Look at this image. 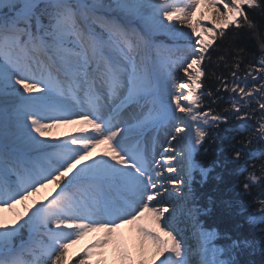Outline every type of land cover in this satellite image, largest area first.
<instances>
[{"label":"snow or ice","instance_id":"snow-or-ice-1","mask_svg":"<svg viewBox=\"0 0 264 264\" xmlns=\"http://www.w3.org/2000/svg\"><path fill=\"white\" fill-rule=\"evenodd\" d=\"M250 13L264 19V0H0V121L7 117L13 126L11 146L0 133V264H73L69 250L89 236L95 238L76 253L74 264H91L109 249L117 254L114 264H240L237 257L254 242L236 238L217 246V231L203 228L199 210L187 205L192 173L199 168L207 175L194 154L210 129L229 121L205 106L213 96L204 90L210 49L217 66L232 61L231 88L211 73L217 91L238 96L224 111L245 123L231 131L251 127L264 142V25ZM205 14L214 27L201 24ZM241 30L260 53L243 76L246 49L236 44ZM159 35L174 43H157ZM190 36L196 39L189 45L175 43ZM226 38L230 43L217 44ZM249 80L258 86L248 87ZM253 102L258 119L256 108L242 111ZM61 125H80L81 134L58 143L45 139ZM168 126L174 134L163 151H178L179 171L176 156L155 159V135L148 147L149 134ZM240 143L248 148L253 141ZM101 146L100 158H93ZM242 155L237 149L233 159ZM258 159L264 148L249 151V161ZM251 169L246 162L240 171L247 173L243 190H259L246 219L264 236V164ZM177 193L186 212L172 203ZM4 212L13 213L11 222ZM181 214L190 222L193 244L178 226ZM125 226L134 236L123 235Z\"/></svg>","mask_w":264,"mask_h":264},{"label":"trees","instance_id":"trees-1","mask_svg":"<svg viewBox=\"0 0 264 264\" xmlns=\"http://www.w3.org/2000/svg\"><path fill=\"white\" fill-rule=\"evenodd\" d=\"M250 15L264 25V19L259 14L250 13ZM233 31L235 30L229 29V32ZM241 32L244 33V30H241ZM227 43H230V38L217 41V44L222 47ZM236 44L246 49L244 63L241 65L240 71V75L243 76L246 71V65L254 63L255 58L260 53L255 39L249 38L246 33L241 35ZM209 51L212 53L213 62L210 64L207 61L205 62L210 73L204 79V90H212L213 96L211 99H214L215 103H211V99L206 97L205 106L210 105L214 111L228 115L229 121L227 124H221L219 128L210 129L208 138L196 154V162L208 171L206 176L197 177L194 188L201 208V222L205 229L217 231L218 236L215 241L217 246H227L232 239L236 238H247L254 242L251 248L245 249L237 257L240 264H264V246L260 243L264 236L261 235L257 227L248 223L246 219L247 214L256 207L253 203V198L258 194L259 190L254 188L251 194L246 193L242 184L247 173L240 174L246 162L249 165V171L252 170V163L256 165L257 172L259 171L260 165L264 164V159L249 161L248 154L249 151L255 152L264 148V142H260L253 135L251 127L247 132L241 131L239 134L231 131L235 126L242 125L245 122L237 120L230 111L228 113L224 111L225 109H231L232 100L237 99L238 96L231 91H224L223 88L217 91L216 89L220 84L216 79V75L225 77L229 88H231L233 80L230 75L233 70L231 68L232 61L229 59L227 67L224 66L223 62H219V66H217V53L212 49ZM212 72L216 73V75H212ZM237 83H240V81H237ZM253 86L258 85L254 81L249 80L248 87ZM253 108H256L254 102L252 105H242V111L246 110L251 113ZM256 117L257 119L259 118L258 108H256ZM247 123L252 126L256 124V120H250ZM232 136H235V139L231 141L225 138ZM246 139H252L253 143L248 148H242L240 141ZM237 149L243 152L239 162L233 159V153ZM242 208L247 209V211H242ZM74 262L75 260H73Z\"/></svg>","mask_w":264,"mask_h":264},{"label":"bare ground","instance_id":"bare-ground-1","mask_svg":"<svg viewBox=\"0 0 264 264\" xmlns=\"http://www.w3.org/2000/svg\"><path fill=\"white\" fill-rule=\"evenodd\" d=\"M198 17V16H197ZM197 17H193L192 20L193 22H195V20L197 19ZM167 23V21L165 22ZM201 24H210L212 26H214L212 23H211V17L208 15V14H205V18L203 20H201ZM176 27H178L181 31L185 32V33H190L191 32V29L187 28L186 25H181V24H176ZM179 73V72H178ZM179 75L182 76V72L179 73ZM176 115H181L180 113H177ZM0 133H4L5 134V143H7L9 146H11V142H12V138L10 136V133L11 131L13 130V126H12V121L5 117L3 118L2 121H0ZM80 125H61L60 127L56 128V133L52 134V135H49L48 138H45L47 139L49 142H52V143H58V142H61L63 140H66L69 136L71 135H80ZM174 132H173V128L171 127L169 133H168V136L167 138H165L163 140V143L161 145H155V150H154V157L156 160H160L161 157H169V156H176V160L173 161V164L177 167L178 171L179 169L181 168V158L180 156L178 157L177 156V152L178 151H174V152H164L162 151L164 148L168 147L169 146V141L171 139V135H173ZM56 138L55 140H53L52 138ZM172 145L174 148H176L177 150L180 149V145L177 144L176 142H172ZM149 150L151 151L152 149V145L149 146ZM104 150V146H101L99 148H97L93 153H92V156L93 158L95 159H99V155L98 153H101L102 151ZM86 163H90L91 161L90 160H87L85 161ZM165 175H168L167 173H165ZM173 177H177V173H173L171 174ZM182 175V174H181ZM178 178V177H177ZM167 186V185H166ZM170 187V186H169ZM51 190L50 188L49 189H42L41 190V193L39 194V198H43L44 195H46V193ZM186 191V189H185ZM173 204H175V206L177 207V211L178 213L180 212L181 209H183L185 212L187 211V208L185 207L184 205V201L182 198H180L179 196V193H177V198L172 201ZM190 202H188V205L187 207H190ZM18 210H22V208L20 206H18ZM4 217L7 218V220L9 222H11V220L13 219V213H9V212H4L3 213ZM190 222L188 221L187 217L183 214L179 215L178 216V226L179 228L183 229L184 231L182 232V235L185 237V239L188 241L189 244H193L194 243V240H193V237H192V230H191V226H187ZM121 232L123 233V235L128 238V237H132L134 236V232L132 231V228L131 226H125L124 228L121 229ZM99 235V234H97ZM95 237L94 236H89V237H86L84 241H81L79 242L78 244L74 245L71 249L74 250V251H77L78 249L79 250H82L83 247L90 243ZM98 260H104L106 261V264H114V261H117L118 260V257H117V254L112 250H108L106 255L104 257H98L97 259H94V261L92 262L93 264H96V262Z\"/></svg>","mask_w":264,"mask_h":264},{"label":"rangeland","instance_id":"rangeland-1","mask_svg":"<svg viewBox=\"0 0 264 264\" xmlns=\"http://www.w3.org/2000/svg\"><path fill=\"white\" fill-rule=\"evenodd\" d=\"M197 16H199V13H197ZM204 25L207 26V27H214V26H212V25H210V24H208V25H207V24H204ZM155 39H156V42H157V43H163V44H165V45H172V44L174 43V41L171 40V39H170L168 36H166V35H159V36L155 37ZM195 39H196L195 36H190V37H186V38H184V39H181V40H179V41H177V42H175V43H178V44L184 46V45H189V44H191ZM179 73H181V72H179ZM179 73H177V74L179 75ZM173 107H174V105H173ZM170 129H171V126H168L167 128L162 129V130L159 131L158 133H155V134H149L148 145H149V146L152 145V143H151V137H152V135H155V145H157V144H158V145H161V144L163 143V140H164L165 138H167ZM173 132H174V130H173ZM33 135H35V134H33ZM49 135H52V132H51ZM162 151H163V150H162ZM196 153H197V152H196ZM196 153L194 154V159H195V157H196ZM176 154H177V156L179 157L178 152H177ZM180 165H181V164H180ZM198 176H201V172H200L199 168L196 169V170L192 173V179H191V181H190V187H191V190H192V198H191L188 202H190V205H189L190 207H193V208H196V209L199 210V212H198L196 218L199 220L200 224L203 226V224H202V222H201V214H202V213H201V208H200V205H199V200L197 199V197H196V195H195V191H194V188H195V182H196V179H197ZM185 179H187V177H185ZM50 191H51V190H49L48 193H49ZM186 191H187V189H186ZM48 193H46V195H47ZM46 195H44V196H46ZM35 199L39 200V199H42V198H39V195H38ZM189 225H190V223H189L188 225H186V227L189 226ZM203 228H204V227H203ZM109 250H110V249H109ZM81 251H82V250H79V249H78L77 251H74V250L70 249V250H69V259L72 260V261L78 259L79 257L76 256V253H77V252H81ZM95 257H97V256H94V257L92 258L91 264H93L92 262L94 261V258H95ZM73 264H74V263H73Z\"/></svg>","mask_w":264,"mask_h":264}]
</instances>
